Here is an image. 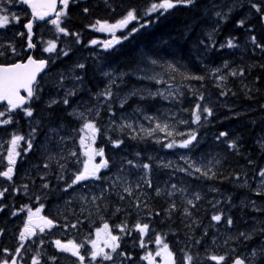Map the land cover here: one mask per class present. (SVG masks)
<instances>
[{
  "label": "trees",
  "instance_id": "1",
  "mask_svg": "<svg viewBox=\"0 0 264 264\" xmlns=\"http://www.w3.org/2000/svg\"><path fill=\"white\" fill-rule=\"evenodd\" d=\"M153 2L159 0H69L60 20L67 34L57 31L51 20L34 22L32 54L46 59L47 66L31 98L33 114L29 117L17 110L22 127L16 130L30 136L32 152L42 151L50 162L59 138L72 146V139L87 132L81 131L86 120L78 115L87 112L84 117L99 129L94 134L95 151L102 149L108 161L98 185L106 186L108 175L119 173L127 177L126 186L132 189L126 199L120 184L118 193L105 192L101 201L110 222L125 219L128 234L137 223L148 224L150 236L159 234L179 262L187 253L196 258V264H216L212 255L225 256L226 264L237 257L249 264L253 251L264 249V176L260 174L264 169V0H196L192 7L146 15ZM16 3L19 21L14 30L7 27L0 33L7 47L0 55L3 64L28 55L24 27L31 15L25 5ZM129 9H136L139 19L118 34L128 39H121L112 49L93 46L91 42L98 37L105 39L93 25L115 23ZM145 22L147 26L141 28ZM132 28L139 30L129 35ZM229 39L236 47L227 46ZM48 41L56 43V51H44ZM12 43L14 51L9 49ZM152 60L159 64L152 65ZM79 64L85 67L78 68ZM166 64L178 71L165 72L159 65ZM105 72L113 73L116 80L109 100L97 98L110 82ZM155 73L163 75L155 80L141 78ZM185 75L203 79H185ZM66 88L75 94L66 97ZM133 90L137 94L129 95ZM169 90L172 96L167 99L148 95L157 91L167 95ZM121 100H125L123 106ZM197 103L213 114L202 113L201 121L193 123ZM157 123L169 124L173 136L160 131L148 136L143 131ZM125 124L132 127L122 128ZM193 130L197 141L190 148L164 147L172 140L179 144ZM222 132L226 135L221 136ZM116 140L121 141L119 146L114 145ZM233 142L235 147H230ZM144 164L150 167L145 169ZM196 167L210 169L208 176L196 172ZM41 196L24 192L15 200L34 201ZM5 200L12 201L10 194ZM13 211L10 205L0 210V247L6 250L15 237L13 223L21 218ZM214 215L222 219L214 221ZM254 260L264 264V256Z\"/></svg>",
  "mask_w": 264,
  "mask_h": 264
},
{
  "label": "flooded vegetation",
  "instance_id": "2",
  "mask_svg": "<svg viewBox=\"0 0 264 264\" xmlns=\"http://www.w3.org/2000/svg\"><path fill=\"white\" fill-rule=\"evenodd\" d=\"M17 1L20 2V0H15L13 3H8L7 0H0V7L7 9L6 13L0 14H7L10 18L13 14L16 15ZM64 7L59 2L58 11L64 12ZM14 26L15 24L10 19L7 27L10 30H14ZM7 27L2 29H6ZM125 28L117 29L116 36L118 37V34L123 32ZM103 33L107 34L104 35ZM99 36H104V41L110 40L108 38L112 39V34L108 32H99ZM96 41L97 43L93 44V46L103 45L102 38L98 37ZM25 59L26 57L14 60L8 64L0 63V65L23 62ZM44 60L47 61L46 59ZM37 81L38 78L35 83ZM66 89L67 91L64 92L70 90ZM20 95L25 97V102L18 109L11 110V112L8 111V104L6 102L0 103V112L5 113L3 116H0V121H10L9 123H0V172L7 171L10 166L9 149L12 147V137L14 135L23 137L15 147V163L11 165L13 168L12 178L8 179L7 177L0 176V192L4 193L3 196H0V210L10 205L13 207L14 216L21 214V218L13 226L15 237L11 242L12 246L10 245L7 251L0 247V264H3L5 260H7L8 264H12L13 257H15V264H32L34 257L38 260L39 264H79L77 257L72 256L70 252H64L56 247V240H60L63 244H67L68 241L83 244L84 247L80 249V254L85 257L83 264H171L172 261L179 262L178 258L175 257V253L170 248L168 250L173 253L171 259L164 253V245L161 246V244L155 243L157 236L160 237L159 234H152L150 236L148 229L142 237L135 226L131 228L133 232L128 234L129 228L125 219L117 218L116 223H113L112 221L110 222L107 213H102L101 210L94 209V212H89L88 214L87 211L83 210L87 205L90 207L100 203L104 205L105 203L101 199L104 197L105 192L111 191L113 193L114 190L119 189V184L123 190L128 185L127 177L114 173L108 175L109 180L106 186L98 185L99 179H89L65 191L66 185L71 184L76 174L83 171L86 166L91 168V165L100 163L104 159V156L94 155L96 151L84 155L83 148L81 144L79 145L80 138L72 139L71 141H75V145L72 146L65 145L66 143L63 144V141L66 142L67 140L59 138L58 145H53L56 152L52 155L51 162H49L47 155L42 154V151L33 153V145L30 149L28 148V143L31 142L32 144V138L16 130L22 127V122L18 118L19 113L25 114V108H30L32 98L23 92ZM17 110H20V112H17ZM45 165L48 166L45 167ZM105 171L106 168L101 169L98 176L105 175ZM61 176L63 179H60ZM45 184L48 187H44ZM24 192L28 194L39 192L42 196L40 199L34 201L27 200L22 202L15 200ZM47 193H51L50 198L47 197ZM7 194H10L12 201L8 202L5 200ZM127 194H124V199L129 195ZM93 197L97 198L95 202H93ZM37 208L40 209V212L35 214ZM29 210L35 214L32 217L34 225L42 223L40 217H47L54 221V226L46 228L43 232L39 230V227H36L34 229L35 235L21 241L20 232L28 222ZM105 223L109 225V230H112V235L119 236V240L117 241L119 247L116 252H112L111 248L105 245V241H110V237H107L106 233L102 232L98 240V247L103 248L104 252L111 254L113 259L104 260L102 256H98L96 260H92L90 256L92 245L89 241L97 240L96 229L103 228ZM73 224L76 227H72ZM119 226H124V231H121V227ZM135 233L137 235H134ZM142 244L143 246H141ZM163 244L166 243L163 242ZM156 245H158V248H156ZM17 248L21 249L19 253L16 251ZM158 252L161 255H157ZM52 257H55V259L53 260Z\"/></svg>",
  "mask_w": 264,
  "mask_h": 264
},
{
  "label": "snow or ice",
  "instance_id": "3",
  "mask_svg": "<svg viewBox=\"0 0 264 264\" xmlns=\"http://www.w3.org/2000/svg\"><path fill=\"white\" fill-rule=\"evenodd\" d=\"M8 3H13L15 2V0H7ZM21 3L28 5L31 9H32V16L34 17V19H39V20H44L46 16H48V12L47 11H40L39 9L41 8H46V9H52L55 10V6H56V0H46L45 3H38L37 0H20ZM60 3H62L65 8L67 7L69 0H60ZM196 3V0H159V2H153L150 7H148L147 11H146V15H151L153 13L157 14V15H164L166 13H168L169 11L175 9L177 6H184V7H192L194 6ZM252 7L256 8V10L259 12L261 11V9L257 6V5H252ZM85 11L87 12V9H85ZM7 9L0 7V13H6ZM137 10L136 9H129L127 11V13L118 21H116V23L114 24H109L107 21H97L96 25H93V27H97V25L99 26L97 28L98 31H102V32H108L110 34H112V39L111 40H107V41H103V47L105 49H112L114 45H118L121 43V39H128L127 36H123V37H117L116 36V30L117 29H123L126 26H128L130 24V22L132 21H136L139 19V17L137 16ZM65 13L63 12H56V19L51 20L50 22L56 27L57 31L62 32V33H66V29L64 27L61 26L60 24V20L61 17L64 15ZM216 15L219 17L221 16L220 12H217ZM10 19L12 20H16L17 22L19 21V16H16L15 14H13L11 16V18L9 17V15L7 14H0V28L2 27H6L9 22ZM33 23L34 20H29V22L25 25V28L27 29V36H28V48H34L35 45L32 43V39H33ZM148 22L145 23H141L140 27L143 28L145 26H147ZM243 21H239L240 25H243ZM139 29L137 28H132L131 32L129 33V35H131L134 32H137ZM67 34V33H66ZM21 35H24V33H21ZM211 38V36H210ZM255 37L252 38L253 42L255 43ZM92 44H96L97 41H92ZM227 46L229 48L232 47H236V45L233 43L232 39H229L227 41ZM258 47L260 45H257ZM221 47H224V45H221ZM44 51L47 53H52L54 51H56V43L54 41H48V46L46 48H44ZM64 55H67V52L63 53ZM0 55H2V53H0ZM47 61L45 60H35L33 59L32 56L28 57V61L27 63H16V64H11V65H0V101L6 100L7 104H8V111L11 112V110L14 109H18L21 105H23L24 101H25V97L21 96L19 94L20 89H25L27 91L28 97H33L34 96V90L37 88V85L35 83L36 81V73L39 72L41 69H44L46 67ZM152 65H158L159 62L156 60H152L151 61ZM161 68L164 69L165 72H177L178 69L176 66H174L173 64H166V65H159ZM78 68L83 69L85 67V65L83 64H79L77 65ZM214 72H219V69H215L213 70ZM233 75H235V73H232ZM105 76L109 77V85L108 87H106L105 91L102 93H99L97 98L99 97H103L104 100H109L111 97H113L114 93L112 92L111 88L113 85H115L116 80L113 79V73L110 72H105L104 73ZM123 73L121 74V78L123 77ZM163 73H155L152 76H145V77H141L142 79H150V80H155L157 76H162ZM181 75H184L183 73H181ZM185 79H203V77H196V76H187L185 75L184 77ZM224 77H220V79H223ZM65 77L61 76V80H64ZM76 80L79 81L80 78L76 77ZM157 83H160V80H156ZM75 92L73 90H69L66 93V97L67 96H71L74 95ZM137 94V90H133L132 92L129 93V95H136ZM223 94V93H222ZM148 95L151 96H163L164 98H170L172 96L171 91L169 90L167 92V95H165V93L157 91V92H149ZM201 99H203V97L201 96ZM65 104H68L69 101L67 98L64 99L63 101ZM52 103H55V101H52ZM125 103V100H121V106H123V104ZM89 112L92 111V109L88 110ZM202 113H207L208 116H211L212 113V109L207 108V107H202L201 104L197 103V105L195 106V109L192 110V116H193V123H197L199 121H201L202 119ZM5 113L0 112V116H3ZM25 114L27 116H32V111L30 108H25ZM81 118L85 119L86 122L83 124V127L81 129V131H84L85 129L89 130L91 133H93V139H94V134L96 132L99 131V129L96 127L95 122H93L90 119H87L86 117H84L83 113H79L78 114ZM97 115H99V113L97 112ZM148 119H153L151 117H147ZM206 119V117H204ZM10 121L5 120V121H0V123H9ZM181 123H187L186 121H181ZM132 124H125L122 126V128H131ZM170 125L165 123L163 125H161L160 123H157L155 128H149V129H143V131H145L147 133L148 136H152L155 132L160 131V132H164L166 133V136L171 137L173 136V132L169 131ZM35 131V130H33ZM183 135V134H181ZM221 136H225L226 133H221ZM23 137L21 136H16L14 135L12 137L11 140V145L12 147L9 149V167L7 169V171L5 172H0V176H4L7 177L8 179L12 178V172H13V168L11 165H13L15 163V159H14V155H15V147L17 145V143L22 140ZM197 141V135L196 132L190 131L189 133H187V138L186 139H182L179 144H177V142L175 140H172L169 143L164 144V147L166 148H175V147H179V148H184V149H188L193 145V142ZM159 142V141H158ZM115 146H119L121 141L116 140L113 142ZM81 144H84V137H81ZM32 147L31 142L28 143V148L30 149ZM230 147H235V143L233 142L232 144H230ZM74 155V153H73ZM94 155H99V156H103V150L101 149L99 152H95ZM91 159V157H90ZM129 164H131V161L128 162ZM48 165H45V167H47ZM108 167V161L102 159L100 161V163L98 164H94L91 168L89 167H85V169L81 172H79L78 174L75 175V178L72 180L71 184H67L65 191H67V189L72 188L74 185L79 184L80 182L83 181H87L89 179H99L98 173L100 172L101 169L107 168ZM143 167L145 169H148L150 166L149 164H144ZM189 167H194V165L189 164ZM181 171H188L187 169H180ZM196 172H202L203 175L208 176V171H210V169L208 171H202V169L200 167H196L195 168ZM261 176H264V169L261 170ZM212 178V177H209ZM60 179H63V177L61 176ZM44 187H48L47 184L44 185ZM149 187H151V184L149 182ZM173 189L176 188L175 185L172 186ZM6 191V190H5ZM124 191L127 192L129 195H132V189L129 187H125ZM183 191V190H181ZM160 190L157 189V194H159ZM3 192H0V196H3ZM172 193H169V195H171ZM97 198L93 197V202H95ZM121 199H123V197H121ZM195 199L199 200L200 197L199 195H197L195 197ZM188 204H192L193 201L192 200H188L187 202ZM172 208H175V205H172ZM40 212V209L37 208L36 209V213L38 214ZM34 213L31 212V210H29V219L28 222L25 224L24 229L20 232V240L23 241L25 238H30L33 235H35V228L39 227V230L41 232L45 231L46 228H51L54 226V221L51 219H48L47 217H40V220L42 221L41 224H36L34 225L32 222V217L33 215H35ZM186 214H187V210H186ZM212 219L214 221H220L222 219L221 215H214L212 217ZM228 223L231 224L232 221L231 219L228 220ZM72 227H76L75 224L72 225ZM121 227V231H124V226H119ZM135 228L140 232L141 236L143 237V234L148 230L149 225L148 224H140L137 223L135 225ZM105 232L108 237H110V241L106 240L105 241V245L109 248H111L112 252H116V250L119 247V244L117 243V241L119 240V236L117 235H112L111 231L109 230V225L107 223H105L103 225V229H96V233H97V240H90L89 242L92 245V251L90 253L91 259L92 260H96V258L98 256H102L104 260H112L113 257L111 254L104 252L103 248H99L98 247V239L100 237V233L101 232ZM264 231V230H262ZM241 236H244L245 239L250 238L249 236H247L245 233H241ZM157 244L161 243V238L159 236H157V240H156ZM199 243V241L197 242ZM55 245L59 250H62L64 252H70L72 256L77 257L79 260V264H83L85 257L83 255L80 254V249L84 247L83 244H77L74 243L73 241H68L67 244H63L60 240H56L55 241ZM23 246V245H21ZM143 246V244L141 245ZM168 245L164 244L163 246V251L164 253H166L168 258H172L173 257V253L171 251L168 250ZM7 251V250H5ZM17 253H19L21 251L20 248L16 249ZM157 255H161L160 252L157 253ZM264 256V249H261L259 251L254 250L253 253L251 254L252 259L249 260V264H255V260L254 258L257 256ZM150 258V257H149ZM52 259L54 260L55 257H52ZM210 259L214 262H216V264H226V257L225 256H217V255H212L210 257ZM3 264H8L7 260H5L3 262ZM12 264H15V257L12 258ZM32 264H39L38 260L34 257ZM171 264H196V258H194L192 255H189L187 253H185L183 261L182 262H176V261H172ZM234 264H245V260L242 258H236L234 260Z\"/></svg>",
  "mask_w": 264,
  "mask_h": 264
},
{
  "label": "rangeland",
  "instance_id": "4",
  "mask_svg": "<svg viewBox=\"0 0 264 264\" xmlns=\"http://www.w3.org/2000/svg\"><path fill=\"white\" fill-rule=\"evenodd\" d=\"M16 15H17V13H16ZM12 22H13V24H15L16 23V20H12ZM7 27V26H6ZM99 26L97 25V27H96V29L98 28ZM2 28H5V27H2ZM2 28H1V30H2ZM1 30H0V33H1ZM98 31V30H97ZM98 32H100V33H102V31H98ZM17 33V32H16ZM16 33H14L11 37H10V39H14L15 38V36H16ZM104 35H106L105 33H103ZM107 37H109V36H107ZM10 43V42H9ZM8 42H7V44H9ZM11 45H13V43L12 44H10V50H12L13 49V51H14V48L15 47H13V46H11ZM101 46H103V45H101ZM4 48H7L6 47V45H4L3 44V42H2V38H1V36H0V53H4L5 52V50H4ZM84 110V109H83ZM82 110H80V112H81ZM86 111V110H85ZM85 114H87V112H85L84 113V115ZM87 132H84V135H83V137H84V144L82 145L81 144V141L79 142V145L81 144V146H82V148H83V153H84V155L87 153V154H89V153H92V152H94L95 151V148H94V141H95V137H94V139H93V133H91L89 130H87V129H85ZM82 137V136H81ZM81 137H80V139H81ZM63 139H65V140H67L66 138H63ZM64 143H66V142H64L63 141V144ZM93 159V158H92ZM51 162V161H50ZM90 162H91V159H90ZM91 165V164H90ZM91 167H92V165H91ZM84 168V167H83ZM120 192L122 193V194H125V193H127V192H125L124 191V189L122 190V189H120ZM96 193V192H95ZM113 193H118L117 192V190H114L113 191ZM97 194V193H96ZM128 195V194H127ZM94 209L95 210H101L102 211V213H106V211H105V206H103V204L102 203H100V204H96V205H94L93 207H90L89 205H87L85 208H83V210L84 211H87V214L89 213V212H94ZM14 225L16 224V222H14L13 223ZM12 225V224H11ZM12 227V226H11ZM101 229H103V228H101ZM110 231H111V233H112V230L110 229ZM103 232V231H102ZM101 232V233H102ZM100 233V234H101ZM95 234L97 235V233L95 232ZM106 236L108 237V235L106 234ZM99 240V239H98ZM102 241V240H101ZM102 243H104V242H102ZM155 243L157 244V242L155 241ZM161 246L162 245H164L163 244V242H162V240H161ZM160 244H158V245H160ZM158 245H156V248H158Z\"/></svg>",
  "mask_w": 264,
  "mask_h": 264
},
{
  "label": "water",
  "instance_id": "5",
  "mask_svg": "<svg viewBox=\"0 0 264 264\" xmlns=\"http://www.w3.org/2000/svg\"><path fill=\"white\" fill-rule=\"evenodd\" d=\"M37 2L38 3H45L46 2V0H37ZM59 2H60V0H56V6H55V10H52V9H46V8H41V9H39L40 11H47L48 12V16H46L45 17V19L44 20H39V19H34V17L32 16V9L28 6V5H26V7H27V9L29 10V12H30V14H31V18H30V20H35L36 22H41V21H45V20H53V19H56V12H59L58 11V6H59ZM29 22V21H28ZM27 22V23H28ZM26 23V24H27ZM25 24V25H26ZM33 28H34V25H33ZM25 31H26V33H27V29L25 28ZM32 31H33V29H32ZM33 38H34V33H33ZM33 40V39H32ZM28 37H27V47H26V51L29 53L28 54V56L26 57V59H25V61H23V62H17V63H27V61H28V57L29 56H32L33 57V55H32V50L34 49V48H31V49H29L28 48ZM33 59H35V60H44V59H36V58H34L33 57ZM14 64H16V63H14ZM11 65V64H10ZM46 68V67H45ZM45 68L44 69H41L39 72H37L36 73V80H37V78H38V76H40L43 72H44V70H45ZM36 82V81H35ZM25 93L26 95H28L27 94V91L25 90V89H20V92H19V94H21V93ZM2 102H6L7 103V101L6 100H3V101H0V103H2ZM25 102V101H24ZM22 106V105H21ZM238 258V257H237ZM240 258V257H239ZM236 258H234L233 259V261H232V263L231 264H234V260H235ZM246 264V263H245Z\"/></svg>",
  "mask_w": 264,
  "mask_h": 264
},
{
  "label": "bare ground",
  "instance_id": "6",
  "mask_svg": "<svg viewBox=\"0 0 264 264\" xmlns=\"http://www.w3.org/2000/svg\"><path fill=\"white\" fill-rule=\"evenodd\" d=\"M26 6V5H25ZM31 15V14H30ZM45 21H48V20H45ZM34 22H36L35 20H34ZM33 25H34V23H33ZM24 29H25V27H24ZM26 32V31H25ZM27 47V46H26ZM33 55V54H32ZM34 57V56H33ZM35 58V57H34Z\"/></svg>",
  "mask_w": 264,
  "mask_h": 264
}]
</instances>
